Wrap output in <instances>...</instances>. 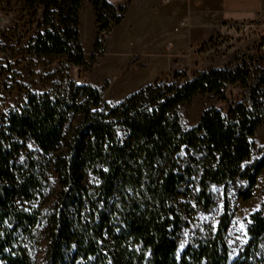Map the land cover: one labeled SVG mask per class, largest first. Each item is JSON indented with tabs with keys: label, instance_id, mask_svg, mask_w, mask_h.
Listing matches in <instances>:
<instances>
[{
	"label": "trees",
	"instance_id": "1",
	"mask_svg": "<svg viewBox=\"0 0 264 264\" xmlns=\"http://www.w3.org/2000/svg\"><path fill=\"white\" fill-rule=\"evenodd\" d=\"M21 1L39 15L27 47L33 56L85 64L79 21L86 0ZM90 1L99 34L127 11ZM251 79L243 61L188 79L175 73L115 104L74 80L27 90L0 117V264H36L39 244L42 264H264V205L234 260L227 237L235 214L230 192L249 200L264 170V151L253 159V137L264 125V69L249 96L226 112L209 108L191 128L178 114L198 94L225 98L227 85ZM29 138L38 150L20 162ZM216 189L223 198L217 226L198 232L178 257L187 217L211 212Z\"/></svg>",
	"mask_w": 264,
	"mask_h": 264
},
{
	"label": "rangeland",
	"instance_id": "2",
	"mask_svg": "<svg viewBox=\"0 0 264 264\" xmlns=\"http://www.w3.org/2000/svg\"><path fill=\"white\" fill-rule=\"evenodd\" d=\"M38 19L39 15H31L21 0H0V117L5 110L16 106L27 90H53L66 80L89 84L102 91L103 102L115 104L148 84L173 81L175 73L188 79L209 69L241 65L246 61L253 78L247 86L240 83L227 85L225 98L213 93L198 94L179 107L183 127L191 128L199 122L205 110L217 108L226 112L232 103L248 97L258 81L260 70L264 69V24L256 28H240L237 23L232 32L218 33L190 55L168 47L165 51L172 53L170 67L169 56L156 55L161 49L145 50L142 42L123 41L116 27L99 34L94 7L90 0H86L81 6L79 21L85 64L75 65L68 63L66 58H37L31 54L27 47L30 38L38 31ZM2 48L5 49L2 51ZM253 142L256 146L253 159H257L264 151V125L258 128ZM37 150L35 140L27 139L19 161L24 162ZM51 185L53 188L57 185L53 172ZM216 193L217 205L211 212L194 211L187 217L188 225L182 232L178 257L198 232L207 226H217L223 198L219 189ZM230 199L235 214L227 237L231 259L234 260L250 240L248 226L251 216L264 205V170L258 177L252 198L245 201L236 190H232ZM44 252L45 245L39 244L34 251L36 264L43 263Z\"/></svg>",
	"mask_w": 264,
	"mask_h": 264
},
{
	"label": "crops",
	"instance_id": "3",
	"mask_svg": "<svg viewBox=\"0 0 264 264\" xmlns=\"http://www.w3.org/2000/svg\"><path fill=\"white\" fill-rule=\"evenodd\" d=\"M109 1L127 6L116 27L122 40L142 42L145 50L161 49L156 55L169 56L170 67L172 53L166 48L190 55L218 33L232 32L238 22L256 15L264 18V0Z\"/></svg>",
	"mask_w": 264,
	"mask_h": 264
},
{
	"label": "built area",
	"instance_id": "4",
	"mask_svg": "<svg viewBox=\"0 0 264 264\" xmlns=\"http://www.w3.org/2000/svg\"><path fill=\"white\" fill-rule=\"evenodd\" d=\"M262 24H264V18L261 15H256L252 18L245 19V20L238 22L237 25L240 28H256ZM164 82H160V83H164Z\"/></svg>",
	"mask_w": 264,
	"mask_h": 264
}]
</instances>
